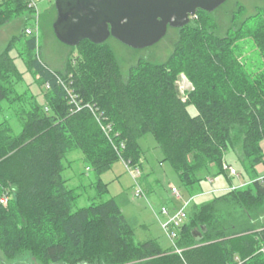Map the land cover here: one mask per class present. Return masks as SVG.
Here are the masks:
<instances>
[{
    "label": "trees",
    "instance_id": "1",
    "mask_svg": "<svg viewBox=\"0 0 264 264\" xmlns=\"http://www.w3.org/2000/svg\"><path fill=\"white\" fill-rule=\"evenodd\" d=\"M227 2L199 9L184 27L169 26L177 32L170 55L141 58L126 74L112 41L126 45L112 36L101 44L60 42L55 4L49 24L70 50L64 69L43 61L40 25L9 40L0 53V264H25V256L37 264H264V173L257 171L264 167V10L249 15L238 4L224 27L217 12ZM35 12L26 0H3L0 27ZM251 44L259 62L244 55ZM17 48L45 87L42 97L19 70ZM182 73L192 89L181 95ZM147 134L187 187L211 166L226 172L231 150L252 177L193 206L176 240L181 254L157 239L137 240L101 178L118 161L143 168ZM73 151L97 177L85 206L64 176Z\"/></svg>",
    "mask_w": 264,
    "mask_h": 264
},
{
    "label": "rangeland",
    "instance_id": "2",
    "mask_svg": "<svg viewBox=\"0 0 264 264\" xmlns=\"http://www.w3.org/2000/svg\"><path fill=\"white\" fill-rule=\"evenodd\" d=\"M2 1L0 0V3ZM36 1L38 3V16L36 12L32 14L26 13L0 27V53L13 36L21 34L25 26L38 28L37 26L40 25L39 31L36 32L41 40L39 52L43 61L53 69H64L70 50L56 39L49 24L50 10L56 0ZM238 4L244 6L249 15L256 11L264 10V0H228L217 12L220 24L224 27L230 25V17ZM176 36L177 32L169 29L167 35L161 41L140 51L128 48L117 41H112L120 61H122L123 73L126 74L130 66L141 58L154 62H163L172 52ZM23 38L24 42L26 38ZM18 50L19 48L14 50L12 55L16 57V64L19 70L24 73V79L31 85V89L36 93H40L42 97L45 87H38L33 76L27 70L24 59L18 56ZM244 53L246 59L247 57L248 60L250 59L249 61L257 60L259 62L260 57L257 50H254L253 44ZM178 86L181 95L192 89L191 82L184 73L179 77ZM189 111L192 115L197 114V110L193 106L189 107ZM140 145L144 151V169L148 180H144L142 178L143 175L139 176L138 186L124 161L114 163L112 168L101 176L102 180L109 184V197L116 199L126 217L135 225L136 238L139 241L157 239L164 248L172 246L171 240L162 229L155 215V211L159 210L163 203L172 201L178 209L184 208L189 213L195 204L210 201L214 197L226 193L229 189L245 186L252 180L251 175L244 171L241 161L236 156L237 153L231 150L226 155V159L238 170L239 177H233L227 172L219 173L217 168L211 166V168L203 170L198 175L200 179L198 183L187 187L173 165L169 161H163L162 150L152 134L142 137ZM64 162L67 167L64 176L69 179V186L79 187L83 193L78 205H88L91 202V197L95 195V190L92 187V183L97 179L95 172L87 169L88 164L80 151L69 153ZM259 166L261 168L260 170L257 169L258 174H263L264 167L262 165ZM210 179L212 182H210ZM172 186L180 190L181 200L178 201L172 194ZM139 187L143 190L144 196H136V191ZM143 225L147 227H143ZM1 259H4V256L0 251ZM22 260H25V264H37L30 256H25Z\"/></svg>",
    "mask_w": 264,
    "mask_h": 264
},
{
    "label": "water",
    "instance_id": "3",
    "mask_svg": "<svg viewBox=\"0 0 264 264\" xmlns=\"http://www.w3.org/2000/svg\"><path fill=\"white\" fill-rule=\"evenodd\" d=\"M227 0H56V37L68 46L110 36L133 49L157 44L168 28L186 26L199 9L213 12ZM178 93L181 94L180 90Z\"/></svg>",
    "mask_w": 264,
    "mask_h": 264
},
{
    "label": "built area",
    "instance_id": "4",
    "mask_svg": "<svg viewBox=\"0 0 264 264\" xmlns=\"http://www.w3.org/2000/svg\"><path fill=\"white\" fill-rule=\"evenodd\" d=\"M26 1L28 2V5L30 8L35 9L37 16H38V11H37L38 3H37V1L36 0H26ZM26 32H27V34H32L33 29L28 28L26 30ZM191 86H192V84H191ZM74 97H71L72 102H74ZM141 162H143V161L141 160ZM125 163L127 165L128 170L131 172L133 178L135 179L137 185L139 186L138 177L142 176V173H143L141 166L138 164L132 165L128 162H125ZM223 166H224V170L227 173H229V175H231L233 177H239L240 176L238 170L234 166L229 164L228 162L225 161ZM210 182H212L211 179H210ZM171 192L178 201L182 199V195L180 193V190L178 188H176L175 186L171 187ZM136 196L137 197L144 196L143 190L140 187L136 191ZM1 201L3 203H7L6 198H3ZM155 215H156L157 219L159 220L162 229L164 230L166 235L171 240L172 246L174 247L175 252L181 254L182 249H180L177 246L176 240H177V237L179 234V229L181 228V226H183V224L185 223V221L188 218V213L186 212V210L184 208L178 209L177 207H175L174 209H171L169 206L163 205V206H161V208L159 210L155 211Z\"/></svg>",
    "mask_w": 264,
    "mask_h": 264
},
{
    "label": "crops",
    "instance_id": "5",
    "mask_svg": "<svg viewBox=\"0 0 264 264\" xmlns=\"http://www.w3.org/2000/svg\"><path fill=\"white\" fill-rule=\"evenodd\" d=\"M142 161H143V176H142V178H144V180L146 179V180H148L147 179V174H146V171H145V169H144V163H145V160H144V158L142 159ZM226 161L228 162V160L226 159ZM229 164H231L232 166H234L232 163H230V162H228ZM260 168H261V166H258V169L260 170ZM163 205H167V206H169L171 209H174L176 206H175V204L174 203H172V201H169L168 203H163L162 204V206ZM157 211V210H156ZM143 227H147L146 225H143Z\"/></svg>",
    "mask_w": 264,
    "mask_h": 264
},
{
    "label": "flooded vegetation",
    "instance_id": "6",
    "mask_svg": "<svg viewBox=\"0 0 264 264\" xmlns=\"http://www.w3.org/2000/svg\"><path fill=\"white\" fill-rule=\"evenodd\" d=\"M227 2V1H226Z\"/></svg>",
    "mask_w": 264,
    "mask_h": 264
}]
</instances>
